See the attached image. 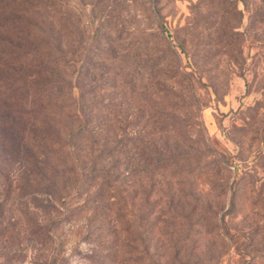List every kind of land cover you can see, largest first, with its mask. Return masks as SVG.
I'll use <instances>...</instances> for the list:
<instances>
[{"label":"rangeland","instance_id":"1","mask_svg":"<svg viewBox=\"0 0 264 264\" xmlns=\"http://www.w3.org/2000/svg\"><path fill=\"white\" fill-rule=\"evenodd\" d=\"M0 264H264V0H0Z\"/></svg>","mask_w":264,"mask_h":264},{"label":"trees","instance_id":"2","mask_svg":"<svg viewBox=\"0 0 264 264\" xmlns=\"http://www.w3.org/2000/svg\"><path fill=\"white\" fill-rule=\"evenodd\" d=\"M84 122L81 124L79 130L75 131L74 133H72L69 137L73 138V137H78L79 134L83 131L82 129L84 128Z\"/></svg>","mask_w":264,"mask_h":264}]
</instances>
